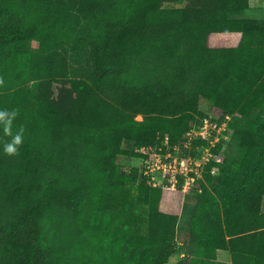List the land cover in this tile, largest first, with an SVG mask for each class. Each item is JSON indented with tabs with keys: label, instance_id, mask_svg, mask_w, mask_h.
<instances>
[{
	"label": "trees",
	"instance_id": "trees-1",
	"mask_svg": "<svg viewBox=\"0 0 264 264\" xmlns=\"http://www.w3.org/2000/svg\"><path fill=\"white\" fill-rule=\"evenodd\" d=\"M176 1L0 0V109L25 129L15 157L0 130V264H167L184 192L117 157L181 140L201 97L242 153L198 181L175 264H264V24L248 0Z\"/></svg>",
	"mask_w": 264,
	"mask_h": 264
},
{
	"label": "built area",
	"instance_id": "built-area-1",
	"mask_svg": "<svg viewBox=\"0 0 264 264\" xmlns=\"http://www.w3.org/2000/svg\"><path fill=\"white\" fill-rule=\"evenodd\" d=\"M234 119L231 112L220 116L208 112L198 118L181 140L172 143L165 136L160 144L137 148L141 153L140 169L147 182L171 190L180 188L185 194L194 191L209 164L214 163L210 172L217 174V164L228 156V147L234 143Z\"/></svg>",
	"mask_w": 264,
	"mask_h": 264
},
{
	"label": "crops",
	"instance_id": "crops-1",
	"mask_svg": "<svg viewBox=\"0 0 264 264\" xmlns=\"http://www.w3.org/2000/svg\"><path fill=\"white\" fill-rule=\"evenodd\" d=\"M248 2H249L248 6L246 8L242 9L240 16L244 17V18L255 19L259 23L264 24V0H248ZM186 4H187V0H185V6H186ZM123 146L126 149H130V150H136L137 149L135 142L133 140H130V139H125L123 141ZM196 199H195V201L192 202V198L190 197V198H187V200H185L183 203L181 214H183L185 211V224L181 223V221H179L178 226H177V241L179 242V244H182L183 249L180 252V255H178L179 252H177L174 256H172L170 258V260L172 258H174L173 264H175V262L178 259H180L184 256V248H185L186 244H188V242H189V239H190V219H191V216H192V213L194 210ZM263 208H264V202H263ZM180 237H181V239H180ZM219 258L222 260H225V261H231V254H230V252H228L226 250H219Z\"/></svg>",
	"mask_w": 264,
	"mask_h": 264
},
{
	"label": "rangeland",
	"instance_id": "rangeland-1",
	"mask_svg": "<svg viewBox=\"0 0 264 264\" xmlns=\"http://www.w3.org/2000/svg\"><path fill=\"white\" fill-rule=\"evenodd\" d=\"M183 6H185V0H179L176 2H171V3L165 4L166 8L183 7ZM33 45L37 46V42L34 41ZM199 103H200V108L203 112H205V113L210 112V113L216 114L215 113L216 111L214 110L212 103L208 99L201 97ZM142 118H143V116L141 114L137 115V119H142ZM249 124H250V119L246 116H242V117H240V120L238 122V129H243V128L249 126ZM233 140H234V143L230 144V146L228 147L227 154H228V156L238 157L242 153V150H241V147L239 145V139H238V136L236 133L233 135ZM117 162L122 165V169L126 172H129L133 167H139V168L141 167V159L137 158V157L118 156ZM198 191L199 190H198V187L196 184L195 189H194V191H192V193H189L187 195L184 193L183 203L185 200H187V198H190V197L192 198V202L195 201V199L197 198ZM179 221H181V223L185 224V211L183 214L180 215ZM145 229H146V224H144L142 227L143 231H145ZM180 239H181V237H180ZM177 249L179 252L178 255H180V252L182 251L183 246H182V244H179L178 241H177ZM173 262H174V258H172L167 264H173Z\"/></svg>",
	"mask_w": 264,
	"mask_h": 264
},
{
	"label": "clouds",
	"instance_id": "clouds-1",
	"mask_svg": "<svg viewBox=\"0 0 264 264\" xmlns=\"http://www.w3.org/2000/svg\"><path fill=\"white\" fill-rule=\"evenodd\" d=\"M3 84L4 80L0 78V86ZM18 116V109H0V130H2L3 136L7 138L3 141L2 146L4 154L8 157L18 156L24 144V127L21 125L14 130Z\"/></svg>",
	"mask_w": 264,
	"mask_h": 264
}]
</instances>
